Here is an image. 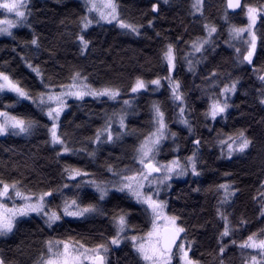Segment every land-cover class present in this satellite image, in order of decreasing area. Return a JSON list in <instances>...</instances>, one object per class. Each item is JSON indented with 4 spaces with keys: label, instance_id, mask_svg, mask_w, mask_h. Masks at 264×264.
Returning a JSON list of instances; mask_svg holds the SVG:
<instances>
[{
    "label": "trees",
    "instance_id": "1",
    "mask_svg": "<svg viewBox=\"0 0 264 264\" xmlns=\"http://www.w3.org/2000/svg\"><path fill=\"white\" fill-rule=\"evenodd\" d=\"M117 2L121 6L123 18L143 25L140 34L121 30L115 23H93L83 33L90 45L82 54L75 37L80 32L79 18L84 15L83 0H28L31 10L28 23L31 27H14L11 36H0V70L7 71L33 94L41 91L42 85L22 57H28L34 65H40L45 77H51V82L56 85L69 83L72 70L82 69L88 76L87 82L93 87L110 84L122 89L121 96L114 101L106 97L97 99L90 96L83 100H67L68 108L61 114L60 131L68 134L71 147L92 151L96 146L88 138L94 137L96 129L104 125L106 114L111 115L120 110L125 99L134 100L127 109L126 117V125L131 134L125 135L115 144L101 145L95 159L86 152L62 153L58 158L56 153L59 148H54L48 142L49 136L44 127L50 125L48 118L31 101L17 98L8 91L0 92L1 110L39 122L31 135L11 132L0 135V179L9 183L20 181L22 189L35 193L55 189L63 184L71 186L73 182L66 178V174L62 175L65 165L95 173L97 179H115L104 167L105 162L112 163L117 169L135 165L132 160L133 150L150 130V104L154 100L161 101L170 131L177 136L175 141L169 137L161 144L156 157L158 160L168 161L177 155L184 159L193 151L192 141L197 138L201 140V175L194 177L189 174L184 179L171 182V188L165 189L161 195L162 199L168 201L167 211L181 218L188 229V238L195 240L190 254L202 264H219L214 257L218 252L217 238L223 224L215 215L221 193L216 192L214 186L226 181L234 183L239 191L225 210L231 214L230 219L237 231L223 240V244L228 246L224 261L225 264H243L245 257L257 253L252 249L242 252L238 246L240 241L253 232L259 235L264 231V217L260 215L261 202L258 196L260 191H264L259 187L261 180H264V105L258 102V90L264 89V84L257 79L251 66L234 63V49L224 43L228 27V23L222 19L225 0H206L205 3V17L219 28L215 51L208 48L204 54L207 59L196 66L195 73L189 72L182 60L174 72L182 81L186 93L190 109L186 115L193 125L194 134H190L187 127L174 118L177 109L169 99L166 81H162L163 86L157 91L151 87L135 95L129 91L136 76L151 80L157 75L168 74L161 59V50L165 44L173 43L178 49H184V41L204 35L199 16L194 20L188 14L191 0H169L167 4L163 0ZM154 2L159 3V13L149 27L147 21L153 18L151 3ZM249 3L260 5L264 4V0H243V4ZM228 16L229 23L237 26L247 23L241 10L228 12ZM256 32L258 36L264 35V22L257 21ZM33 34L38 38L39 49L30 44ZM177 37L181 38L179 42ZM26 42H29L27 46ZM235 47L243 46L235 43ZM261 65H264V51H258L255 58V66L259 68ZM213 68L231 74L230 77L220 78V87L229 79L239 78L237 91L229 96L231 107L225 116H218L215 121L204 116L209 101L202 91L204 78ZM214 91L218 93L219 87ZM113 127L119 131L117 125ZM241 128L246 129L253 139L252 148L245 154L235 153L232 157L227 156L225 149L224 155H221V148L216 143L217 133H231ZM177 146L179 150L175 151ZM75 183H80V179L77 178ZM197 188L199 191H194ZM73 192L75 188L70 187L64 194L71 196ZM93 193L94 189L85 186L81 193L84 202L97 201L107 216L63 217L51 228L36 214L18 218L14 231L0 236V254L10 264H35L41 252L46 254L44 242L49 239L73 238L89 246L100 243L114 234L110 217L114 210L119 209H129L133 213L130 223L135 226L136 232H130L129 235L140 234L141 229L147 232L150 228L139 208L133 207L135 201L127 193L112 189L104 201H98V195L94 196ZM47 203L50 208H56L61 205L62 197L57 193ZM241 218L246 220L243 227L238 224ZM231 240L237 243L233 245ZM138 261L129 243L122 241L120 245H109L107 264H138Z\"/></svg>",
    "mask_w": 264,
    "mask_h": 264
},
{
    "label": "snow or ice",
    "instance_id": "2",
    "mask_svg": "<svg viewBox=\"0 0 264 264\" xmlns=\"http://www.w3.org/2000/svg\"><path fill=\"white\" fill-rule=\"evenodd\" d=\"M163 2L167 4L169 0H163ZM205 3L206 0H191L188 13L194 20L199 16L204 35L184 41V49H178L173 43L165 44L161 50V59L166 65L168 74L157 75L151 80L136 76L129 88L130 93L135 95L149 87L158 90L163 86L162 81H166L169 99L177 109L174 112V118L178 123L187 127L190 134H194V129L186 115L190 112L186 93L183 91L182 81L174 75V72L177 64L182 60L187 65V70L195 73L196 66L202 60L207 59L204 54L208 48L215 51L216 37L220 34L219 28L205 17ZM83 7L84 15L79 18L80 32L75 37L79 42L82 54L90 45V41L85 38L83 33L93 23L98 25L101 22L109 25L115 23L121 30L136 35L140 34L143 27V25L121 16V6L117 0H83ZM229 9L241 10L246 16L247 23L242 26L229 23ZM0 10L7 14L4 19H0V34L11 36L14 27H31L28 23V17L31 15L28 0H0ZM151 12L154 15L147 21L149 27L153 25V21L159 13V3H151ZM8 16H14V19H9ZM222 19L228 23L227 39L224 40V43L234 49V63L251 66L253 72L257 74V79L264 84V65L259 68L255 66L258 51H264V35L258 36L256 32L257 21L264 22V4H242L241 0H226ZM159 35L160 33L157 32V36ZM180 39L177 37V42ZM27 43L29 42H26V46ZM235 43H240L243 47H235ZM30 44L39 49L38 38L35 34H33ZM22 59L40 79L42 90L33 94L22 87L20 82L13 79L7 71L0 70V92L7 90L15 93L17 98L31 101L48 118L50 125H44V127L49 136L48 142L54 148H59V152L56 153L58 158L62 153L86 152L89 157L95 159L101 145L115 144L121 141L125 135L131 134L126 125V117L127 109L134 103V100L125 99L120 110L114 111L111 115L106 114L104 125L96 129L94 137L88 138L96 146L92 151H87V148L71 147L67 138L68 134L60 131L61 114L68 108V98L75 97L77 100H83L86 96L97 99L106 97L108 100L114 101L119 99L122 89L110 84L95 88L87 82L88 76L83 73L82 69L72 70L69 83L56 85L51 82V77H45L40 65H34L28 57H22ZM224 76L230 77L231 74L222 73L213 68L204 78L205 86L202 91L207 95L209 101L204 116L210 117L213 121L218 116H225L231 107L228 103L229 96L237 91L239 84L237 77L229 79L220 87V78ZM217 87H219L218 93L214 91ZM258 102L264 105V89L258 90ZM149 123L150 130L143 135V139L133 150L132 160L138 166L136 169L129 168L127 165L117 169L112 163L105 162L104 167L115 179H97L95 173L71 165H65L62 169V175L66 174V178L73 182L71 186L63 184L55 189L50 188L39 193L22 189L20 181L13 180L9 183L0 179V236L12 233L19 222L18 218L28 217L33 213L41 216L44 224L49 228L61 221L63 217L107 216V212L100 207L97 201L90 200L85 203L81 193L85 186L91 187L94 189L93 195H98V201H104L109 192L115 189L120 193H127L135 201L133 207H138L140 213L150 224L147 232H143L141 229L140 234L129 235L130 232H136L135 226L130 223L132 211L129 209L114 210L110 217L114 234L108 236L105 241L89 246L87 243L73 238L67 240L49 239L44 242L46 254L41 252L35 264H107L109 245H120L122 241L131 245V250L139 258L138 264H202L199 259L190 254L196 242L194 239L188 238L189 233L184 222L179 216L169 214L167 211L168 201L161 198L165 189L171 188L173 177L187 176L189 172L194 177L201 175L199 169L201 140L197 138L192 141L193 151L191 155L184 157L183 161L177 155L171 160L161 162L156 158L161 144L169 137L175 141L177 136L175 132L170 131L168 117L161 101L151 102ZM38 125L39 122L33 118L0 111V135L9 132L16 135H31ZM114 125L118 126L119 131L114 130ZM216 143L221 148V155H224L226 149L227 156L232 157L235 153L245 154L252 148L254 142L247 134V130L241 128L231 133L218 132ZM178 150L179 146L175 151ZM225 175L229 174L225 173ZM77 178L80 179V183H75ZM70 187H74L75 192L71 196H67L64 192ZM259 187L264 189V180H261ZM214 190L221 193L215 207V215L223 224L218 233V252L214 258L218 260L219 264H225L224 253L228 246L223 244V240L237 231L230 219L231 214L225 209L239 190L234 183L227 181L215 185ZM194 191H199V188ZM57 193L61 195L62 203L56 208H50L47 201ZM258 196L261 202L260 215L264 217V191H260ZM17 199L19 203H17ZM5 201H11V207ZM58 209H62V211ZM238 224L243 227L246 220L241 218ZM230 242L233 245L237 243L235 240ZM238 246L242 252L252 249L257 253L245 257L243 264H264V231H261L259 235L255 232L249 234L240 241ZM0 264H10V262L0 254Z\"/></svg>",
    "mask_w": 264,
    "mask_h": 264
},
{
    "label": "rangeland",
    "instance_id": "3",
    "mask_svg": "<svg viewBox=\"0 0 264 264\" xmlns=\"http://www.w3.org/2000/svg\"><path fill=\"white\" fill-rule=\"evenodd\" d=\"M7 14H5L4 13V11L3 10H0V19H4L5 18V16H6ZM7 18H9V19H14V16H8ZM4 35H7V34H0V36H4ZM152 88V87H151ZM5 91H7V90H5ZM157 91V90H156ZM8 92H10V91H8ZM11 93H13V92H11ZM13 94H15V93H13ZM16 95V94H15ZM86 97H88V96H86ZM72 98H75V97H69L68 98V100L69 99H72ZM23 99V98H22ZM0 111H7V112H9L8 110H1L0 109ZM10 113V112H9ZM11 114V113H10ZM2 135H4V134H2ZM181 160L183 161V159L181 158ZM160 161V160H159ZM161 162H165V161H161ZM138 166L135 164L133 167H130V168H132V169H136ZM189 174H191L190 172H189ZM188 174V175H189ZM186 176H183V177H173V179H172V181L173 180H177V179H184ZM171 181V182H172ZM6 203H8V205H9V207H11V201H5ZM17 203H19V200L17 199ZM33 214H35V213H33Z\"/></svg>",
    "mask_w": 264,
    "mask_h": 264
},
{
    "label": "water",
    "instance_id": "4",
    "mask_svg": "<svg viewBox=\"0 0 264 264\" xmlns=\"http://www.w3.org/2000/svg\"><path fill=\"white\" fill-rule=\"evenodd\" d=\"M241 3L243 4V0H241ZM225 4H226V0H225ZM238 11H240V10H238V9H235V10L229 9L228 10V12H230V13H234V12H238Z\"/></svg>",
    "mask_w": 264,
    "mask_h": 264
}]
</instances>
